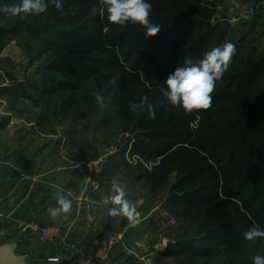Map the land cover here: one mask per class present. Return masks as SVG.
<instances>
[{"label": "rangeland", "instance_id": "obj_1", "mask_svg": "<svg viewBox=\"0 0 264 264\" xmlns=\"http://www.w3.org/2000/svg\"><path fill=\"white\" fill-rule=\"evenodd\" d=\"M91 1L61 0L62 12L49 3L44 13L25 20L0 17V225L5 220L9 230H26L32 264H180L167 253L195 237L199 222L174 215L168 202L170 187L153 190L127 166L140 161L131 154V144L146 134L137 122L115 113L129 102L115 87L120 78L103 69L81 82L54 70L61 57L75 61L107 55L85 37L84 27L90 23L77 20L80 9ZM162 1L168 10L196 11L193 17L202 15L211 24L229 22L227 39L244 37L245 55L264 57V0ZM98 6L103 5L98 2ZM238 69L232 64L224 75ZM52 79L79 87L44 90V82ZM134 81L125 78V90L135 92ZM258 87L251 107L264 113L263 76ZM92 91L102 94L105 108L98 107ZM106 112L109 123L103 122ZM249 141L259 143L264 153L262 138ZM158 160L145 164L151 168ZM114 181L129 201L143 199L134 220L108 215ZM259 183L264 188V175ZM61 191L72 208L53 218L48 210L58 207L55 197ZM36 223L58 226L59 236L40 237L28 227ZM196 264L231 263L202 259Z\"/></svg>", "mask_w": 264, "mask_h": 264}, {"label": "trees", "instance_id": "obj_2", "mask_svg": "<svg viewBox=\"0 0 264 264\" xmlns=\"http://www.w3.org/2000/svg\"><path fill=\"white\" fill-rule=\"evenodd\" d=\"M12 2L0 0V5ZM98 2L92 0L80 9L77 20L90 23L84 27L85 37L107 55L75 61L61 57L54 70L81 82L103 69L112 70L120 78L115 87L129 102L116 108L115 113L137 122L146 134L131 144V154L140 161L127 166L134 168L136 178L150 183L153 190L170 187V211L199 222L197 235L174 245L169 256L180 264H196L202 259L251 264L253 255H264V239L249 242L242 237L253 224L264 227V188L259 183L264 175V153L259 143L256 146L249 141L264 140V113L251 107L259 80L264 77V57L256 60L246 56L241 45L244 37L229 41V22L211 24L202 15L193 17L196 11L168 10L162 0H148L152 4L150 20L161 31L147 37L139 24L110 23L106 8H100ZM0 17L8 16L0 13ZM226 41L236 47L230 65L236 63L239 69L216 81L211 106L186 113L182 107L170 105L161 88H166L164 81L174 68L184 66L185 57L198 63L206 51ZM125 78H135V92L125 90ZM44 83L46 91L79 87L57 79ZM144 96L155 106V118L148 116L146 108L142 116L130 111V101L139 103ZM110 118L106 112L103 122L109 123ZM179 128L184 131H176ZM153 158L159 159L157 164L147 167L145 162Z\"/></svg>", "mask_w": 264, "mask_h": 264}, {"label": "clouds", "instance_id": "obj_3", "mask_svg": "<svg viewBox=\"0 0 264 264\" xmlns=\"http://www.w3.org/2000/svg\"><path fill=\"white\" fill-rule=\"evenodd\" d=\"M99 2L106 8L107 19L112 24L121 26H126L129 22L139 24L145 29L147 37H154L161 31V27L150 20L152 4L148 0H99ZM49 3L58 11H63L64 5L61 0H19L18 3L13 0L12 3L0 5V13L25 20L30 15L44 13ZM93 11L96 9L94 8ZM235 54V45L226 41L206 51L198 63H193L191 57H185L184 66L175 67L164 81L166 88H161L162 96L170 105L182 107L186 113L209 108L212 104L211 94L215 89V83L222 79ZM91 95L99 108L106 107L105 99L100 92L92 91ZM160 103L163 104L164 100ZM145 108L148 116L155 118V106L148 102L147 96H144L139 103L130 102L129 104L130 111L137 116H142ZM111 192L112 195L108 197V200L113 207L108 209V215L111 217L122 215L134 220L136 209L144 203L143 199H138L134 203L129 201L126 192L116 181L111 185ZM55 199L58 207L49 208L51 217L55 218L61 213L71 211L72 202L62 191L57 193ZM242 237L249 242L264 239V227L253 224L242 233ZM251 264H264V255H253Z\"/></svg>", "mask_w": 264, "mask_h": 264}, {"label": "crops", "instance_id": "obj_4", "mask_svg": "<svg viewBox=\"0 0 264 264\" xmlns=\"http://www.w3.org/2000/svg\"><path fill=\"white\" fill-rule=\"evenodd\" d=\"M5 220L2 221V224L0 225V239L2 243H15L17 245V253L24 255L26 257V260L32 264L33 262L31 259H33V253L31 252L30 244L27 242V233L26 230H9L5 225ZM8 226V225H7Z\"/></svg>", "mask_w": 264, "mask_h": 264}, {"label": "water", "instance_id": "obj_5", "mask_svg": "<svg viewBox=\"0 0 264 264\" xmlns=\"http://www.w3.org/2000/svg\"><path fill=\"white\" fill-rule=\"evenodd\" d=\"M1 235V232H0ZM0 264H30L24 255L17 253L15 243H2L0 239Z\"/></svg>", "mask_w": 264, "mask_h": 264}, {"label": "built area", "instance_id": "obj_6", "mask_svg": "<svg viewBox=\"0 0 264 264\" xmlns=\"http://www.w3.org/2000/svg\"><path fill=\"white\" fill-rule=\"evenodd\" d=\"M28 227L34 230L40 237L46 238L48 240H52L53 238H56L57 236H59L60 233L59 227L55 225H39L36 223Z\"/></svg>", "mask_w": 264, "mask_h": 264}]
</instances>
